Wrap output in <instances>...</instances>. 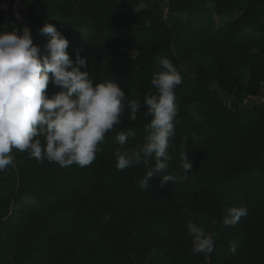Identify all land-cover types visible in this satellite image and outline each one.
Masks as SVG:
<instances>
[{
    "label": "trees",
    "instance_id": "trees-1",
    "mask_svg": "<svg viewBox=\"0 0 264 264\" xmlns=\"http://www.w3.org/2000/svg\"><path fill=\"white\" fill-rule=\"evenodd\" d=\"M17 1L0 8V31L21 30ZM152 1L139 12L140 0L29 1L23 18L41 56L51 37L40 28L52 23L68 39L74 65L79 51L94 83L112 80L141 109L136 121L125 110L87 167L38 163L14 150V166L0 172V264H264V102L233 109L222 96L263 94L264 0H169L167 20L159 0ZM128 51L137 55L125 64ZM162 57L182 77V65L197 62L195 78L176 89L168 172L183 175L182 143L192 168L186 180L161 188L156 176L142 189L138 179L147 167L118 171L114 152L118 133L128 128L137 136L126 147L144 142L151 117L143 101L156 93L150 81ZM60 90L50 82L46 94ZM241 205L247 215L225 227L224 209ZM189 220L214 238L212 253L192 251Z\"/></svg>",
    "mask_w": 264,
    "mask_h": 264
},
{
    "label": "clouds",
    "instance_id": "clouds-1",
    "mask_svg": "<svg viewBox=\"0 0 264 264\" xmlns=\"http://www.w3.org/2000/svg\"><path fill=\"white\" fill-rule=\"evenodd\" d=\"M40 33L51 37L43 56L40 46L33 43L30 28L24 27L22 33L18 29L0 31V172L14 166V150L27 152L38 163L46 159L65 168L73 164L90 166L102 151L100 145L106 134L122 123L125 110L128 119L136 121L141 109V104L129 99L112 80L94 83L86 70L88 58L79 51L74 65L67 51L69 41L54 24L46 22ZM50 82L61 88L51 97L46 94ZM150 83L156 93L143 101L145 115L151 117L144 126V142L126 147L129 137L137 136L133 128H128L118 133L120 147L114 152L118 171L140 164L147 167L138 179L142 189L153 185L156 176L160 177L161 188L168 182L186 180L192 168L182 143L177 168L183 175L168 172L170 139L176 134L174 120L178 114L175 93L183 83L182 75L168 57H162ZM246 215V206L227 207L222 223L232 226ZM187 227L193 238L192 251H214L211 235L191 220ZM232 251L235 253L234 247Z\"/></svg>",
    "mask_w": 264,
    "mask_h": 264
},
{
    "label": "rangeland",
    "instance_id": "rangeland-1",
    "mask_svg": "<svg viewBox=\"0 0 264 264\" xmlns=\"http://www.w3.org/2000/svg\"><path fill=\"white\" fill-rule=\"evenodd\" d=\"M29 1L30 0H18L14 5L15 12H16L15 15L20 20V22L22 24L21 33H22V29L24 27H27L26 26V20L23 18V16H24V13L26 11V8L28 6ZM119 1H122V0H119ZM168 1L169 0H159L160 6L164 9L166 20H167V11H168V8H167ZM9 4H10L9 0H0V8H2V9L8 8ZM152 4H153L152 0H140V2L134 7V12H139L145 8L152 7ZM239 15L240 14H235L234 16L230 17V19L233 20L235 18H238ZM260 20L262 22H264V12L261 13ZM132 31H133V28L127 25V26H125L123 34L129 36V35H131ZM136 55H137L136 51H128V57H126V60L124 61V63L127 64L128 61L132 57H135ZM196 66H197L196 61H194L192 63L187 62V63H184L182 65L183 70L185 72L184 76L182 77L183 81H187L189 79L195 78V76L197 74ZM213 67H214L213 70H215L217 68V65L215 66V64H213ZM242 76L244 78H247V76H248L247 69L243 70ZM211 87L214 90H219L216 86L214 79L212 80ZM222 96H223L225 104L228 107L233 108V109H246L249 107H253L260 102H264V89H263V94H261L259 96H253V97L252 96L251 97L250 96H242L241 99H239V100H235L234 98H232L229 94H227L225 92H222ZM185 212H187V214H189L191 216L195 215V213H192L188 210H185Z\"/></svg>",
    "mask_w": 264,
    "mask_h": 264
}]
</instances>
